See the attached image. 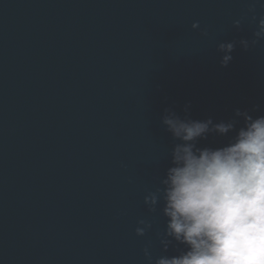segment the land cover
Instances as JSON below:
<instances>
[{"label": "water", "instance_id": "1", "mask_svg": "<svg viewBox=\"0 0 264 264\" xmlns=\"http://www.w3.org/2000/svg\"><path fill=\"white\" fill-rule=\"evenodd\" d=\"M261 5L0 0V264H148L146 247L153 264L179 254L175 242L163 250L162 204L144 203L176 143L162 118L171 110L238 129L237 110L264 115V41L239 44L253 38ZM233 41L224 67L218 45ZM140 220L151 224L144 236Z\"/></svg>", "mask_w": 264, "mask_h": 264}, {"label": "clouds", "instance_id": "2", "mask_svg": "<svg viewBox=\"0 0 264 264\" xmlns=\"http://www.w3.org/2000/svg\"><path fill=\"white\" fill-rule=\"evenodd\" d=\"M264 7V5H261ZM255 5L249 8L256 21ZM237 20L234 27L239 28ZM192 28H199L193 23ZM202 35H207L206 32ZM264 41V16L259 18L251 40L239 41L248 50ZM236 41L218 45L221 65L230 63ZM237 120L213 123L181 119L166 110L162 123L176 143L170 152V166L160 187L144 198L150 212L157 206L166 219L161 244L168 252L173 242L183 246L177 255H162L155 264H264V115L253 118L239 110ZM223 146L198 147L209 133L227 136ZM136 235L151 229L138 222ZM145 259L153 264L146 247Z\"/></svg>", "mask_w": 264, "mask_h": 264}]
</instances>
